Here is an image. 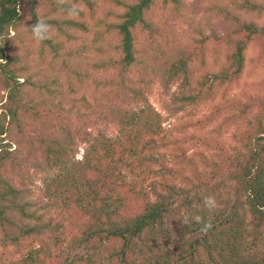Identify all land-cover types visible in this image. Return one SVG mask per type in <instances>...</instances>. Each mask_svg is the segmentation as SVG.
<instances>
[{
    "label": "rangeland",
    "instance_id": "1",
    "mask_svg": "<svg viewBox=\"0 0 264 264\" xmlns=\"http://www.w3.org/2000/svg\"><path fill=\"white\" fill-rule=\"evenodd\" d=\"M37 1L33 6L25 0L18 13L24 12L31 19L34 8L35 14L52 25L50 37L37 41L24 27L11 32L7 52L11 58L17 57L12 65L29 69L20 81L27 84L26 78H32L23 88L24 97L20 96L21 106L29 107L18 115L21 122L5 110L6 106L19 107L20 99L7 101L9 92L0 85V130L6 131L0 136L6 157L1 173L12 189L20 192V204L34 216L33 220L24 217L23 223L40 225L55 220L57 206L51 203L47 186L58 176L79 178L94 140L118 135L117 129L127 127L135 110L148 102L164 118V140L169 146L159 152V163L152 167L154 172L148 174L143 187L154 200L164 195L166 201H172L166 219L171 237L166 242L179 253L177 246L194 222L183 225L181 221L185 215L193 217L195 209L204 208L205 196H214L218 209L227 208V212L236 204L228 178L230 161L264 129V37L246 43L245 64L238 78L224 84L218 81L206 101L196 97L202 83L207 78L212 81L213 74H221L231 62L234 45L228 36L238 19L264 25V0H156L150 13L162 35L154 39L153 47L141 40L140 63L119 96L113 86L103 83L112 72L102 69L112 55L110 46L103 42V35L108 34H102L103 24L116 20L111 12L122 11L117 9L116 0H93V4L83 6L87 27L69 24L64 33L54 20L75 16L63 12L48 15L46 0ZM220 8L225 10L223 14ZM183 60L187 62L185 70L174 75ZM83 97L89 105H83ZM56 146L64 148L62 162L50 160L48 150L55 152ZM15 215L19 218L9 214L10 221L23 224L22 214ZM14 233L9 223L3 230L0 227V264L19 263L29 252L39 250L42 242L47 246L53 243L46 234H37V241L6 246L5 237L11 239ZM190 236L189 232L184 240ZM70 243L65 246L69 248ZM136 243L131 258L139 257L144 249L140 240ZM108 246L114 253L120 242ZM87 253L82 246L69 248L67 256L74 261ZM106 263L126 264L122 256Z\"/></svg>",
    "mask_w": 264,
    "mask_h": 264
},
{
    "label": "trees",
    "instance_id": "2",
    "mask_svg": "<svg viewBox=\"0 0 264 264\" xmlns=\"http://www.w3.org/2000/svg\"><path fill=\"white\" fill-rule=\"evenodd\" d=\"M24 1L0 0V61H3L0 62V85L9 92L7 101L14 103L17 97H24L23 88L32 83V78H26L27 84L21 82L22 76L29 72L28 67L12 65L17 57L12 56V59L7 54L11 46V32L25 27V31L32 35L31 26L42 19L35 14L34 8L31 9V19L24 12L18 13ZM161 1L180 3L181 0ZM29 2L33 6L38 4L37 0ZM114 2L118 5L117 9L122 11L111 12L116 20L103 24L102 34L108 33L103 35V42L110 46L112 55L103 62L102 69L112 72L103 83L113 86L115 95L119 96L120 89L128 87L127 78L140 63L141 40L143 44L147 42L153 47L154 39L162 33L150 13L156 0ZM93 3V0H66L63 6H58L54 0L44 2L49 7L48 15L60 12L68 15L67 9L73 4L78 5L79 14L75 18L54 20L59 23L55 25L57 29H62L61 33H64V26L69 24L87 27L83 21L86 17L83 6ZM244 7L247 9V6ZM224 11L220 8V14ZM238 21L239 24L228 36L229 43L234 45L231 62L221 74H213L212 81L207 78L202 83L196 97L203 101L214 94L218 81L224 84L239 77L245 64L246 43L253 38L264 37V25ZM186 65L185 60L179 63L174 75L184 71ZM20 101L19 107L6 106L5 110L21 122L18 115L28 105L23 103L21 106ZM82 103L89 105L86 97H83ZM130 118L127 127L117 129L120 130L118 135H102L94 140L85 154L86 164L79 178L58 176L47 186L51 203L57 206V215L55 220L46 224L23 223L24 217L33 220L34 216L25 210L26 205L20 204V192L12 189L1 173L6 159L1 140L0 227L3 230L9 223L15 228L14 237H5V245L19 247L25 242L37 241V234H46L53 241L50 246L42 242L39 250L29 252L19 263L107 264L110 259L122 256L126 264H264V129L250 139L244 148L237 149V155L230 161L228 178L237 196L236 204L229 212L227 208L217 209L212 214L205 208L195 209L193 217L200 215L205 220L210 217L213 227L204 234L200 231L201 225L193 222L189 231L191 236L185 241L184 236L189 232L184 233L177 246L181 250L178 253L166 242L171 237L166 228V219L171 212L172 201H166L164 195L154 200L143 187L148 174L154 172L152 167L159 163V152L169 146L168 141L164 140V118L148 102L135 110ZM4 134L6 131L1 128L0 136ZM54 150H48L50 160L62 162L64 148L56 146ZM11 213L16 218L19 217L15 214L21 213L20 222L23 224L10 221ZM138 240L144 249L139 257L131 258ZM68 241L71 242L70 249L86 246L87 255L81 258L76 256L74 261H70L67 256L69 248L65 246ZM114 241L120 242V249L110 253L108 245ZM30 246L32 244L27 248Z\"/></svg>",
    "mask_w": 264,
    "mask_h": 264
},
{
    "label": "clouds",
    "instance_id": "3",
    "mask_svg": "<svg viewBox=\"0 0 264 264\" xmlns=\"http://www.w3.org/2000/svg\"><path fill=\"white\" fill-rule=\"evenodd\" d=\"M55 2L58 6H63L66 3V0H55ZM67 14L69 16L78 15L79 14L78 5L75 4L71 5V7L67 9ZM31 32L35 40L44 41L50 37L52 32V25H50L45 19H39L35 24L31 26ZM203 205L209 214L215 213L216 210L218 209V203L214 196H205L203 198ZM193 221L201 225L200 231L204 234H207L213 227L210 217L209 219L205 220V218L200 215H196L191 218L188 215H185L181 222L183 225H189Z\"/></svg>",
    "mask_w": 264,
    "mask_h": 264
}]
</instances>
